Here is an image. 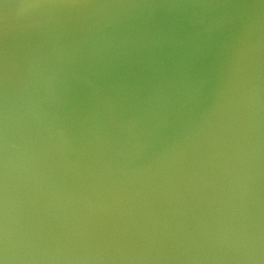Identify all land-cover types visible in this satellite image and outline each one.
<instances>
[{
  "label": "water",
  "instance_id": "95a60500",
  "mask_svg": "<svg viewBox=\"0 0 264 264\" xmlns=\"http://www.w3.org/2000/svg\"><path fill=\"white\" fill-rule=\"evenodd\" d=\"M0 264H264V0H0Z\"/></svg>",
  "mask_w": 264,
  "mask_h": 264
}]
</instances>
